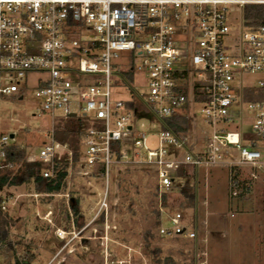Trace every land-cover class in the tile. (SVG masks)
<instances>
[{
    "label": "built area",
    "instance_id": "built-area-1",
    "mask_svg": "<svg viewBox=\"0 0 264 264\" xmlns=\"http://www.w3.org/2000/svg\"><path fill=\"white\" fill-rule=\"evenodd\" d=\"M234 5L240 10L231 27ZM34 73L45 74L35 96L52 127L28 161L48 164L45 177L65 154L68 177L76 168L93 177L101 164L99 210L107 208L113 164L155 167L161 191L175 187L182 166L264 168V0H0V95L19 93ZM247 74L260 78L247 82ZM123 89L128 97H121ZM136 99L144 108L132 104ZM191 102L200 104L212 129L201 153L190 149L189 132L162 123L175 115L190 119ZM80 116L89 125L74 166L72 150L55 138L56 120ZM138 117L155 121L154 129L138 128ZM11 135L0 122V170L17 162ZM165 216L169 225L160 234L196 238L181 212Z\"/></svg>",
    "mask_w": 264,
    "mask_h": 264
},
{
    "label": "rangeland",
    "instance_id": "rangeland-1",
    "mask_svg": "<svg viewBox=\"0 0 264 264\" xmlns=\"http://www.w3.org/2000/svg\"><path fill=\"white\" fill-rule=\"evenodd\" d=\"M239 10L236 5L230 7L231 27L238 19ZM44 75L29 74L19 93L0 95V122L9 134L15 135L13 144L18 166L29 157L37 156L43 142L49 140L52 118L42 111L40 100L35 96L37 79ZM259 78L258 74H247L244 80L256 82ZM137 89L145 90L146 86H137ZM128 96L129 92L123 89L121 97ZM189 109L192 115L189 147L193 153H201L206 149V138L212 129L200 112V104L191 102ZM244 116L242 126L249 132L251 112L246 106ZM60 120L57 118V126ZM154 124L155 121L146 117H138L136 122L138 128L147 131L153 130ZM145 167L155 170L153 166ZM126 168L136 169L111 165L107 208L103 210H99V202L104 197L105 180L84 178L77 168L67 179L69 196L65 193L48 196L39 192L32 182L8 187L3 197L12 220L6 239L0 242V264H166L169 259H164L168 256L176 264H233L231 252L237 250L233 243L235 237L264 240V168L238 169L222 164L201 168L194 174L190 167L193 178L189 181L176 177L166 205L152 187L151 173H124ZM120 171L124 173L119 179L124 190L118 192L115 184ZM194 186L196 206L191 207L187 205L190 200L181 192H192ZM72 197L80 201L78 222L71 209ZM122 201L126 205L120 208ZM158 209L163 217L165 213L181 212L183 224L196 229V238L160 236L154 213ZM163 224L167 226L169 222L165 220ZM58 228L65 236L57 235ZM151 230L153 237H165L160 242L156 239L150 242L151 247L161 246V253L153 254L151 248H146L145 237L150 236ZM257 249L262 251L264 247ZM159 258L160 263L156 262Z\"/></svg>",
    "mask_w": 264,
    "mask_h": 264
},
{
    "label": "trees",
    "instance_id": "trees-1",
    "mask_svg": "<svg viewBox=\"0 0 264 264\" xmlns=\"http://www.w3.org/2000/svg\"><path fill=\"white\" fill-rule=\"evenodd\" d=\"M248 10L255 9L253 7H248ZM259 10H261V7H258ZM129 78L131 79L132 73H128ZM247 99H252V97H248ZM134 105H138L139 108H144L143 104L139 102V100H134L132 103ZM61 124L56 128L55 130V138L60 141L61 143L67 144L69 148L72 150L73 153V163L74 166L77 165V162L80 158L81 152H82V145H81V134L82 132L88 128V122L87 119L83 116L81 117H71L67 119L60 120ZM164 128H169L173 132L177 134H188L189 132V119H187L184 116L175 115L172 117H168L165 120L162 121ZM119 147V144H116V148ZM69 157L68 155L62 156L60 159H56L55 169L56 172L51 177H45L44 171L49 168V165L41 162V161H25L21 163L19 166L15 165L13 168H6L0 170V242L4 241L8 235V226L11 223V215L7 211L6 208H3L4 204V197L3 193L8 187L11 186H17L23 183H30L32 182L39 190V192H42L44 194H47L48 196H54L56 194H64L67 191V179L69 175ZM103 170V166L100 164L97 168V171L94 173L93 177L95 179H102L101 171ZM129 171H139V172H146L151 173L152 178V187L157 193L159 194L160 198H162V201H164V204L166 205V200L168 196V191H161L159 188V181L157 177V173L155 170H152L148 167H136V169L126 168L124 170V173H127ZM190 168L187 166H182L178 171V177L184 178L190 181V179L193 178V176L190 174ZM121 172V173H120ZM118 174V182L115 184L117 191L120 192L124 190L123 185L121 184V180H119L124 173L123 171H120ZM197 171H194V174H196ZM196 176V175H195ZM104 179V178H103ZM149 188V187H147ZM175 188V187H173ZM172 190V189H171ZM182 195L185 199H189L190 202H188L187 205H190L191 207L196 206V190L194 186V190L192 192L182 190ZM188 200V201H189ZM71 209L73 216L75 217V221L78 222L79 220V212H80V201L77 198H71ZM126 202L122 201L119 205V207H125ZM127 208H130V206ZM178 212V211H176ZM155 217H156V227L158 228L167 220L165 217L162 216L161 211L158 209L156 210ZM71 216V215H70ZM101 220V219H99ZM105 215L102 217L101 223H104ZM154 228V227H153ZM153 230V229H152ZM149 231V235L145 237L146 241V248H151V253L155 254L156 252L161 253L162 247L156 246L151 247V241L155 240L157 242H160L159 239L165 238L167 235H163L165 237H153L154 233L153 231ZM159 235L162 236V234ZM176 238H179L178 236ZM188 239V238H187ZM192 240V239H191ZM165 261L169 259L170 263L176 264L173 257H165ZM161 258L157 259L156 262L160 263ZM166 263V264H169Z\"/></svg>",
    "mask_w": 264,
    "mask_h": 264
},
{
    "label": "crops",
    "instance_id": "crops-1",
    "mask_svg": "<svg viewBox=\"0 0 264 264\" xmlns=\"http://www.w3.org/2000/svg\"><path fill=\"white\" fill-rule=\"evenodd\" d=\"M43 218H46V220H49L48 217H43ZM58 230H61V229L58 228ZM233 241H234L233 243H235L237 247V248L235 247V249L237 250L231 252L232 258L235 261V262H232L233 264L234 263L235 264H264V249L262 251L257 249L259 247H264L263 239L261 240L259 239V237L242 236V237H235V240Z\"/></svg>",
    "mask_w": 264,
    "mask_h": 264
},
{
    "label": "water",
    "instance_id": "water-1",
    "mask_svg": "<svg viewBox=\"0 0 264 264\" xmlns=\"http://www.w3.org/2000/svg\"><path fill=\"white\" fill-rule=\"evenodd\" d=\"M74 115H75V113H72V114H71V116H74ZM11 136L13 137L14 135L12 134Z\"/></svg>",
    "mask_w": 264,
    "mask_h": 264
},
{
    "label": "bare ground",
    "instance_id": "bare-ground-1",
    "mask_svg": "<svg viewBox=\"0 0 264 264\" xmlns=\"http://www.w3.org/2000/svg\"><path fill=\"white\" fill-rule=\"evenodd\" d=\"M62 232L60 231L59 234H61ZM62 235V234H61Z\"/></svg>",
    "mask_w": 264,
    "mask_h": 264
}]
</instances>
